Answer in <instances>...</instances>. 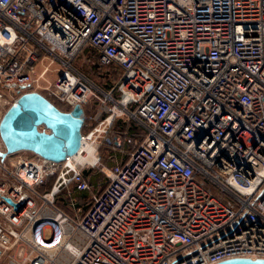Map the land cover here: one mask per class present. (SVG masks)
<instances>
[{"label": "built area", "instance_id": "1", "mask_svg": "<svg viewBox=\"0 0 264 264\" xmlns=\"http://www.w3.org/2000/svg\"><path fill=\"white\" fill-rule=\"evenodd\" d=\"M30 92L83 109L80 145L0 159V264L264 260V0H0V115Z\"/></svg>", "mask_w": 264, "mask_h": 264}, {"label": "water", "instance_id": "2", "mask_svg": "<svg viewBox=\"0 0 264 264\" xmlns=\"http://www.w3.org/2000/svg\"><path fill=\"white\" fill-rule=\"evenodd\" d=\"M84 112L80 106L68 112L57 109L36 92L24 93L0 119V159L28 152L42 159L61 162L80 145ZM217 264H264L263 259L236 258Z\"/></svg>", "mask_w": 264, "mask_h": 264}, {"label": "rangeland", "instance_id": "3", "mask_svg": "<svg viewBox=\"0 0 264 264\" xmlns=\"http://www.w3.org/2000/svg\"><path fill=\"white\" fill-rule=\"evenodd\" d=\"M89 56V55H88ZM87 54L86 52H83L81 53V55L77 58V60H75L74 62V66L77 67V68H80L82 69L81 71L86 74L94 83L95 85L102 89V90H105L106 88L104 87V81L107 79L104 75V77L102 78L101 77V74H103L102 71H104V69H102L101 67H98V65L94 64L92 61L91 63L88 62L87 60ZM87 63V64H86ZM44 64H46V62H44ZM85 64V65H84ZM98 68H97V67ZM42 69V66L41 65H38L37 67V71L41 70ZM99 69V70H98ZM57 70V65L53 64L50 66V71L49 73L45 76V79L47 81H52L54 80L55 78V72ZM102 70V71H101ZM99 71H101L100 73H98ZM103 79H105L103 81ZM112 80V79H110ZM45 81L44 80H41L40 82V85L41 86H46V84L44 83ZM43 93V92H42ZM44 94V93H43ZM55 104H57L58 106H60L62 109L64 110H67V112L70 110V108L68 106H66L65 104H62V103H59V102H56L54 100H52ZM99 107V104L96 100L94 99H91L90 100V103L86 106V110H85V113L87 111V113H92L93 111H95L97 108ZM2 115H0V118H1ZM19 157H24V158H33V155L31 153H28V152H20V153H17V154H14V158H19ZM107 167L110 166V164H105ZM98 172L97 171H93L91 174H90V177H92L93 179V183L94 184H97V183H100L101 181V178L100 176H98L97 174ZM94 192V191H92ZM60 196V195H59ZM61 199V197H59ZM61 201V200H60Z\"/></svg>", "mask_w": 264, "mask_h": 264}, {"label": "trees", "instance_id": "4", "mask_svg": "<svg viewBox=\"0 0 264 264\" xmlns=\"http://www.w3.org/2000/svg\"><path fill=\"white\" fill-rule=\"evenodd\" d=\"M91 51H92L91 49H86L84 51L87 54V58H88L87 60H90L94 64L97 65V63H96V55H94ZM101 68L104 69V71L101 70L103 72V74H101V77L103 78L104 75H105V77L107 78L106 80L103 79V81L105 80L104 81V83H105L104 84V87L106 88L105 90H108V89H110L113 86V83H114L115 79L117 78V72H116V70L113 67H101ZM101 71H99L98 73H100ZM110 79H112V80H110ZM50 102L57 109H59L60 111L67 112V110L62 109L60 106H58L57 104H55L53 101H50ZM111 132L113 134H116V135H128V136H133V135L137 134L135 132V128L131 124H126V123H123V122H120V123L115 122L113 124V128H112ZM127 152H129V149L128 148H123L121 151H117V150L111 151L110 149L105 148V147H101L100 148V154L102 156L103 163H105V164H107V161L109 160V158H117L118 162L119 163H122V161L126 159ZM100 178H101V181H102L103 178L101 176H100ZM86 181H89V179H86ZM103 187H104V185H102L101 187H99V190H101ZM94 191H95V189H94ZM58 205L63 210H66L65 206L62 205L61 203H59Z\"/></svg>", "mask_w": 264, "mask_h": 264}, {"label": "bare ground", "instance_id": "5", "mask_svg": "<svg viewBox=\"0 0 264 264\" xmlns=\"http://www.w3.org/2000/svg\"><path fill=\"white\" fill-rule=\"evenodd\" d=\"M3 114H4V113H3ZM3 114H2V116H3ZM2 116H1V117H2ZM0 119H1V118H0Z\"/></svg>", "mask_w": 264, "mask_h": 264}]
</instances>
